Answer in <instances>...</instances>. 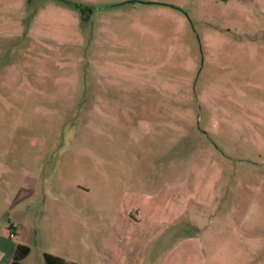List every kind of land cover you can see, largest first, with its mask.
<instances>
[{"label":"rangeland","instance_id":"rangeland-1","mask_svg":"<svg viewBox=\"0 0 264 264\" xmlns=\"http://www.w3.org/2000/svg\"><path fill=\"white\" fill-rule=\"evenodd\" d=\"M16 243L264 264V0H0V264Z\"/></svg>","mask_w":264,"mask_h":264},{"label":"trees","instance_id":"trees-1","mask_svg":"<svg viewBox=\"0 0 264 264\" xmlns=\"http://www.w3.org/2000/svg\"><path fill=\"white\" fill-rule=\"evenodd\" d=\"M29 252V247L25 244L16 243L12 252L9 264H19L20 260L24 258ZM44 264H79L74 261L65 260L57 255L42 252Z\"/></svg>","mask_w":264,"mask_h":264},{"label":"crops","instance_id":"crops-1","mask_svg":"<svg viewBox=\"0 0 264 264\" xmlns=\"http://www.w3.org/2000/svg\"><path fill=\"white\" fill-rule=\"evenodd\" d=\"M250 233V232H249ZM62 258V257H61ZM64 259V258H63ZM77 263V262H76Z\"/></svg>","mask_w":264,"mask_h":264}]
</instances>
